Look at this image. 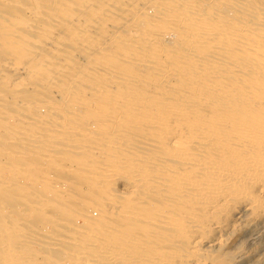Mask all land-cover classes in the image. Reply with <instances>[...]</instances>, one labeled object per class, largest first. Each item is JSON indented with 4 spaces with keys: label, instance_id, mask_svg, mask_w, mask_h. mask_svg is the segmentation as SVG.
Returning <instances> with one entry per match:
<instances>
[{
    "label": "bare ground",
    "instance_id": "obj_1",
    "mask_svg": "<svg viewBox=\"0 0 264 264\" xmlns=\"http://www.w3.org/2000/svg\"><path fill=\"white\" fill-rule=\"evenodd\" d=\"M86 1L83 3H88L89 0ZM102 1V4L98 0L96 3L93 1L94 4L91 2L84 4L87 9H90L88 11L92 18L104 10L103 6L109 5L110 0ZM77 2L82 3L81 0H77ZM114 2L120 4L119 9L133 18V21L134 18L137 19V26H134L132 30L134 33L139 32L136 43L141 45H138V48L136 45L133 46L137 48H132L135 50L134 52L127 48L119 47V50L117 49L122 57L129 58L130 64L136 65V70L130 75L121 73L122 77H120V72H117L120 76L113 73V77H117V79L113 78L114 80H111L110 76H108L109 78L104 77L107 78V83L103 86L100 84L103 89L101 94H97L98 98L94 97V101H89L88 98L87 101L84 98V90L81 91V86H78L82 82L77 79L75 81L80 68L75 71L73 69V73H67L66 76L63 74L66 69L63 66L67 64V59L63 63H56L55 58H63H59V56L53 58L51 54H44L43 52H47L48 48H43L42 52L35 48L34 53L37 55L38 52L39 54L41 52L43 57L41 56V59L37 61L29 59L34 62V64L31 63L33 65L29 69V75L35 77L38 82H43L44 88L57 91V93L59 89H66L68 83L63 82V85L57 82V78L61 75L67 77L66 80L71 81V84L78 82V84L73 83L72 85L75 87L73 89L79 90V93L77 92L79 95L72 99L70 96L75 93L74 91L69 96L75 101L67 111L70 115L65 112L69 115L67 119L72 118L70 116H77V118L69 120L70 122L61 121V115L57 113L62 111H56L54 114L56 107L47 105V111L42 113L41 103L44 100L41 99L42 102H40L38 99L40 97L37 96L36 99L39 102L33 103V100L29 99L32 105L30 106L28 103L30 112L24 119L12 114L6 115L7 119L6 117L0 118L1 139H20L17 143L19 142L21 146L19 147L15 143L17 148L15 147L14 151L12 147L15 145L11 140L9 141L13 143V146H10L12 149L0 145V159L6 154H21L19 148H22V152L25 150L23 147L27 146L29 150L32 147V150L38 148L44 162L47 160L52 162L51 158L58 156L56 152L53 153L57 155L51 154L52 149L57 145H61L60 148H57L61 154L67 150L65 149L67 147L69 150L77 148L80 150L78 153L83 157L85 154L89 160L82 161L83 158L75 157L78 160L75 162L85 163L84 165L90 164L87 168L82 166L84 170L79 172V176L84 177L88 168L90 171L100 174L101 178L94 176L92 178H98L97 181L93 180L92 182L94 185H99L97 191L94 189L96 191L95 199L111 195L119 181L128 185L133 194L142 189V193H138L139 197L134 201L131 200L133 206L137 204L141 206V209L139 208L135 212H132L131 206H122L116 202V205L113 206L114 210L107 216L103 215L105 216L103 218L98 214L94 215L95 217L87 214V217L94 221V226L88 234L89 241L97 240L99 235L97 231L102 222L105 226L106 241L101 242V245H92L93 247L91 246L89 250L86 249L92 257L90 259L97 261V264L101 261H104L105 264L120 261L125 264H206L207 259L202 254L203 248L214 246L219 242L221 230L235 217L241 207L246 206L254 212V215L264 217V3L254 13L248 5L234 0H161L158 5H160L161 11L159 12L162 16L149 18L144 10L145 5L154 4V0H114ZM79 3L76 4L79 8L78 12L84 6L83 3ZM124 5L126 7H123ZM83 11L85 12V9ZM57 14L61 15L56 11ZM80 14L73 15V18L80 19ZM103 17L97 16L101 20ZM108 17L110 18V16ZM130 17L127 18L128 21H125L129 22ZM78 21L82 22L83 20ZM125 21L119 26L117 25L116 31L123 27ZM18 22L16 21V23ZM126 25L128 26L127 23ZM129 27L131 26L129 25ZM91 28L94 29L93 25ZM169 28L175 32L176 39L173 41L175 45L159 44L158 38H161V41L163 37L165 39ZM80 31L74 35L75 38L81 37L83 31ZM4 37L7 40L3 45L12 51L15 49L13 52L15 55L26 53L30 47L23 40V35L15 37L4 35ZM47 37L48 33L42 32L40 40H43L41 42L46 41ZM0 38H2L1 35ZM101 42L103 43V41ZM101 42H96V47L102 45ZM123 45L131 47V45ZM30 51L28 50L29 54L33 53L32 50ZM26 54L28 55V53ZM209 56L213 61L211 63L204 61L207 63L205 66L202 61ZM29 60L27 58V62ZM92 75L93 80L95 77L96 80L98 79L93 72ZM92 75L90 76L92 77ZM2 78H0V82ZM89 83L91 84V82ZM4 84L5 89H1L4 92L7 90L13 92L16 87L9 83L4 82ZM166 86L169 87L165 89ZM87 88L89 89V87ZM2 95L0 94L1 100L5 99L3 98L5 95L3 97ZM8 101L13 102L11 99ZM4 102L7 104V101ZM50 109L54 110L52 115L61 120L54 119L55 117L53 118L50 114ZM0 112L2 116L1 109ZM10 119L19 120L21 123H15ZM7 120L15 125L8 126L7 124L11 122ZM91 124H95V130L90 129ZM74 135L75 137H73ZM80 137L85 140H80ZM20 141L22 145L24 144L23 147ZM3 142L6 143V140ZM131 144L133 147H130ZM142 144L143 146L148 144V147L151 148L148 149L150 152L147 151L149 153L146 152V155L138 154L139 157L135 154L137 151L139 152L138 149L147 147H142ZM130 148L132 149L129 150ZM146 149L144 150L146 151ZM140 152L142 151L140 150ZM125 162L129 164L125 165ZM95 163L100 164L97 166ZM135 163L143 165L133 173L131 165ZM148 164L153 165L152 169H148ZM59 166L64 168V164H59ZM157 170L161 175L155 179L152 173H156ZM58 172L60 174V171ZM74 173L72 174L77 175ZM61 174L65 176V173ZM63 176L54 179L57 180L56 183L53 182L56 184L54 187L58 188H54L56 192H51L52 194L49 193V195L40 191L36 194L37 191H34L29 197H26L29 201L31 199V203L29 208H25L31 212L34 211L35 214H38L39 219L41 217V220L44 219L42 221H46V225H40L42 226L38 227L40 231L34 233L37 237L25 232L21 226L18 227L15 217L13 218V215L8 211L10 202L8 201V203L7 200L12 202L14 199L16 202H21L26 194L25 191L21 190L20 194L9 195L5 192V185H11L13 182L11 180L4 182L0 178V264H22L31 261L33 255L40 254L38 251L39 254L37 252L34 254L35 246L40 247V252L46 255L47 252L55 249H50L52 245L61 247L67 242V239L75 240L77 235L83 236L82 226L69 227L68 222L71 223L73 219H70L71 221L68 219V222L66 218L64 220L65 215H68L66 217L69 218L70 215L73 217V215L82 213L70 212L69 204L74 199L76 201V197H70L71 199L66 197V200L60 203V200L65 199V190L62 188L65 179ZM51 181L53 179H50V174L46 173L44 179L39 180V184H43L44 188L53 189ZM31 182L37 183L38 181L31 179ZM158 184H162L161 191L163 192L161 195L159 194L160 196L151 198V193L156 190ZM26 198L24 196V199ZM97 206L99 207L98 203ZM21 208L24 211L25 208ZM172 231L180 232V243L171 240L169 233ZM80 241L78 239L75 243L67 242L76 249L72 253L69 252L68 256L67 252L65 253L63 259L66 260L68 257L66 263H86L88 254ZM66 246H63L64 250ZM44 254L43 256H45ZM40 256V262H47L45 261L47 260L46 256L42 258L44 260ZM62 257L63 255L57 258ZM52 261L55 262L56 259ZM52 261L48 260V262ZM57 262L60 263V260ZM59 263L55 262V264ZM89 264L93 263L89 262Z\"/></svg>",
    "mask_w": 264,
    "mask_h": 264
},
{
    "label": "rangeland",
    "instance_id": "obj_2",
    "mask_svg": "<svg viewBox=\"0 0 264 264\" xmlns=\"http://www.w3.org/2000/svg\"><path fill=\"white\" fill-rule=\"evenodd\" d=\"M78 1H80V0H78ZM81 1H82V3L84 1L87 2L86 0H84V1L81 0ZM93 1L95 3L97 2V0H89L88 3H90V2L93 3ZM98 1H99L100 4H102L101 2H103L102 0H98ZM104 1L107 2L108 0H104ZM160 1L161 0H154V4L148 3L147 5H145V9L144 10H145L146 15L149 18L161 17L162 16L161 12H159V11H161L160 5H158L160 3ZM234 1L243 2L244 4H246L249 7H251L252 8L251 9L252 12H254V13L261 7L262 3H264V0H234ZM106 2H105V5H106ZM78 3L79 2H77V0H0V35L2 36V38H0V70H2V71H0V78L1 77L4 78V80L2 78V80L0 82V91H1L0 94L1 95L2 94L5 95V96L2 95V97L4 96L3 98H5L3 100H1L2 98L0 96V100H1L0 101V109L3 111V114H2V116L0 115V118H5L6 117V119H7V116L9 114L10 115L12 114L14 116H18V117L20 116L21 119L22 118L24 119L25 116H27L29 114V112H30V106L32 105V102L30 100H33V103H36V102H39V101H37L38 99L40 100V102H42L41 99H43L44 101L41 103V105H42L41 106L42 107L41 108L42 109L41 110L42 113H44L43 111H45L47 109V105H53L54 107H56L55 108L56 110H55L54 114H56V111H62L66 115L65 116L62 112H61L62 114L60 112H58L57 113L58 115H61V116L63 115L64 116V117L60 116V118L62 119L61 120V119H59V117L56 118L55 115L53 116L52 115L53 114L52 111H54V110L50 109L51 110L50 114L53 116V118L55 117L54 119H56V120H58V119L61 120V121L67 120L68 122H70L69 120L77 118V116L76 117L75 116L74 117L70 116L72 118L67 119V117L70 115L67 111H69V109H70L69 107H71L73 105L74 101H75V100H72V99H75L74 97H78V95H79L78 94L79 90L76 89L77 90L76 91L75 89H73L74 86L72 85L73 83L78 84V82H73L71 84V81L66 80L67 77H64V75L67 76V73L68 74L73 73V69L75 71L76 69L80 68L79 75L77 74L78 76H76L75 81L77 79L80 82H82V84H79L78 86L82 87V85H83V88L80 87L81 91L83 89L84 92H85L84 93L85 95L83 94V92H81L85 96V97L84 96L83 97L86 98V100L88 98L89 101H94L93 98L95 97V99H97L98 97H96V95L97 94L98 95L101 94V92L103 90L102 86L107 83L106 80H107V78H109L108 76H110L111 80H114V79H117V77H113L114 76V75H112L113 73L117 74V72H120L119 73L120 75H121V73L130 75V73H133L136 70V67H135L136 65L130 64V62H128L129 58L122 57L119 54L120 51H118V50H119V47H120L122 49L123 48H127V49L131 50V52H134L135 50H133L132 48L137 49L139 47L138 45H141L140 43L139 44L136 43L137 42V40H136L137 39V34H139V32L134 33V30H132L134 26H137V23H136L137 19L134 18L135 20L133 21V18H131L130 16H128L127 13H124V12L121 11V9H119L120 6H121L120 4H117V3L115 4L114 0H110V2H108V4H109L108 6H103L102 7L104 10L100 11V13L102 12L103 14L99 13V15H97L98 17H103L104 16L102 18V20H101V18L100 19L97 18V16H94L93 17L94 20H93V18L90 15V12L88 11L90 9L89 8L87 9V7H85V5L88 4V3H83V5L84 4L85 5L82 8L85 9V12L84 11L82 12V10H84L82 8H81V11L78 12L77 9H79V8H77L78 5H76ZM123 7H126V6L124 5ZM55 10L57 11V13H60L61 15H58V14L56 15V11ZM78 13H81L79 16H80V19L83 20L82 22L78 21L80 19H74L73 18L74 17L73 15H77ZM66 14H67V16H66ZM46 15H48V16H46ZM108 16H110V18ZM61 17H62V19H61ZM129 17H130V20H129V22H127L128 21L127 18H129ZM91 18H92V20H91ZM99 20H101V21H99ZM125 20H127V21H125ZM16 21L17 22L20 21V22L16 23ZM124 21H125V24L123 25V27L118 28V30L116 31L117 25L119 26V24H122V22H124ZM133 22H135V24H133ZM126 23L128 24V26L126 25ZM92 25H93L94 29L91 28ZM129 25L132 28L129 27ZM78 27H79V29H78ZM68 28L70 29V31H69ZM126 28H127V30H126L127 32L125 31ZM170 28H169V30L167 32V34L170 35V36L168 37V35H167V37H165V39L169 38L170 40L169 39L165 40V39H163L164 38L163 37L162 41H161V38H158L157 41H158V43L160 42L159 44L163 43L166 46H168V45L169 46H174L175 45L173 41H175L176 35H175V32H172L173 30L170 29ZM76 29H78V30H76ZM89 29H91V30H89ZM80 30L83 31V33ZM10 31L13 32V33H11ZM44 31H46L48 33V37L45 38V39H47L46 41H42L41 42V40H43V39L40 40V37H41L42 32H44ZM79 31L82 34L81 37L75 38L74 35L76 33H79ZM94 31H96V32H94ZM70 33H72V34H70ZM131 33H132V36H131ZM133 34L134 35L136 34V35L134 36ZM4 35L5 36L9 35L10 37L23 35L24 36L23 40L28 44V46H30V47H28V50L29 51L32 50L33 53L29 54L31 51L28 52V50H27L26 53H28V55L26 53H23L22 55L21 54H19V55L16 54L15 55V53H13L15 51V49L12 51L10 48H6V46H4L5 43H6V40H7V38H5ZM108 35H110V36L108 37ZM81 38H82V40H81ZM16 40H18V39H16ZM33 40H34V42L36 41L37 44L34 43ZM38 40H40V41H38ZM134 40H136V41L133 42ZM101 41H103V43ZM38 42H40V43L38 44ZM96 42H101L102 43V45L99 46L100 48L96 47V44H95ZM116 42H117V44H116ZM164 42H166V43H164ZM29 44H31V45H29ZM123 44L131 45V47L130 46H124ZM135 45H136L137 48L133 47ZM30 48H32V49H30ZM35 48H36V50H38V51L40 50L41 52L44 51L43 48H46V49L48 48L47 52L46 51L43 52L44 54H46V55H47V53L49 55L51 54V57H53V58H55L57 56H59V58H61V57L63 58V59L55 58L54 61L56 60L55 61L56 63H63V61L65 59H67V64L63 66L64 68H66L65 72L63 73L64 75H61L59 78H57L58 80L60 79L59 81L57 80V82H59L61 84H63V82L68 83L67 87H65L66 89H64V90L59 89L58 93H57V91H54V90L52 91L51 89L44 88L45 86H44L43 82H40V81L38 82L35 79V77H33V76L31 77L29 75V69L34 64L33 61L34 60H36V61L40 60L41 56L43 57V55H41V52H40V54L38 52L37 55H36V53H34L35 51H33V50H35ZM37 48H39V49H37ZM50 52H52V53H50ZM33 54H35V55H33ZM52 54H54V55H52ZM117 54H118V56H117ZM38 56H40V57L38 58ZM34 57H35V59H34ZM108 57H109V59H108ZM209 57L208 58L207 57L204 58L202 62L204 63V61H205V62L209 63V61H210V63H211L213 61V59L211 60V57L210 58ZM27 58H28V60L29 59H33V61L29 60L30 62L29 61L27 62ZM152 60H154V59H152ZM31 63H33V64H31ZM109 63H111V64H109ZM189 63H191V62H189ZM207 63H204V65L206 66ZM108 65H109V67H108ZM68 67H71V68H68ZM112 67H113V69H112ZM127 68L129 69V71H128ZM87 70H88V72H87ZM92 72L95 74L94 76L98 77V79H97L98 81L96 80V77H95L96 81L93 80L94 77L92 75ZM7 73H10V74H7ZM6 74L8 75V78L6 77ZM89 74L92 75V77ZM119 74H117V75H119ZM2 75H4V76H2ZM9 75L10 76L12 75V76L10 77ZM104 77H107V78H104ZM120 77H122V75ZM33 78H34V80H33ZM99 78H100V81H99ZM6 79H7V81H6ZM32 81H34V82H32ZM66 81H68V82H66ZM4 82L5 83H9V85L10 84L11 85H15L16 86L15 87L16 91H15V89H14L15 92L14 91L10 92L7 89L6 90L8 92L6 90H5L6 92H4V90H1V89H5V87H6ZM89 82H91V84ZM160 82H161V80H160ZM3 84H4V86H3ZM6 85H8V84H6ZM69 85H71V86L69 87ZM96 85H98V86H96ZM159 85H161V83ZM31 86H33V88H30ZM87 87H89V89ZM100 87H101V89H100ZM167 87H169V86H166L165 89H167ZM72 89H73V91H72ZM98 89H100V90H98ZM86 90H87V93H88L87 95H86ZM74 91H75V93H74ZM147 91H148V89L146 90V92ZM37 92H38V94H37ZM72 93H74V94L71 95ZM37 96L40 97V98H38ZM69 96L72 99L69 98ZM41 97H43V98H41ZM36 98H38V99H36ZM90 98H91V100H90ZM7 99L8 100L11 99L13 102H11V101L9 102ZM62 100H63V102H61ZM4 101H7V104ZM56 102H59L60 104L59 103L56 104ZM10 103H11V105H10ZM12 103H14V104H12ZM16 103H18V104L16 105ZM28 103H30V106H29ZM43 104L46 105V106H44ZM5 105H7V106H5ZM24 105H26V106H24ZM2 106H4V107H2ZM62 106H64V107H62ZM66 107H68V108H66ZM3 108H5V109H3ZM22 108H24V109H22ZM62 108H63V110H62ZM4 110H6L7 112L4 111ZM9 111H11V112H9ZM65 112L67 114H69V115H67ZM4 113H6V114H4ZM0 114H1V112H0ZM10 120H7V121H10ZM11 121H13L15 123L19 122V120H16V121L15 120H11ZM13 122L8 123L7 125L8 126H14L15 124ZM19 123H21V122H19ZM11 124H13V125H11ZM68 124H71V123H68ZM0 127H1V125H0ZM90 127H91L90 129H92V130L94 129L95 130L96 126H95V124H91ZM0 132H1V128H0ZM73 137H75V135ZM1 138L2 137L0 135V140L2 142H3V140H6V143L3 142V144H1L2 142L0 141V145H4V146H6L8 148L10 146L12 147L13 143H14V145H15V143H16V145L17 144L19 145V142L17 143V141L20 140V139H18V140L17 139H15V140L14 139H8L7 140V139H1ZM79 139L83 140L84 138L80 137ZM9 140H11L13 143L10 142ZM20 144L22 145L21 141H20ZM133 144H131L130 147L131 146L133 147ZM16 145L12 147V148H14L13 149L14 151L16 150V148L18 146V145L17 146ZM23 145H22V147H23ZM144 146H147V147H144ZM144 146L142 144V147H144V149L147 148L146 151L144 149H142V148H139L138 150H139V152H140V150L142 152L144 151L143 153H145V154H143L142 152L139 153L137 150H136L137 153H135V154H137V155L140 154V156H141V155H146L147 153H149L150 150H148V149L151 148V147H148L149 146L148 144L144 145ZM19 147H21V146L19 145ZM60 147H61V145H57L55 147L56 149L55 148L52 149V152H51V154H55V155H57L56 153H58V156H57L58 158L57 157H54V158L52 157L51 158V160L53 159L54 161L57 162L56 164L53 163L54 162L53 160H52V162H50V160H47V162H44L43 161V157L41 156V153H39L41 151H39L38 148H36V147H35L36 150H32L33 147L30 148V150H29V149H27V146H26V147H23V149H25V150H23L22 152H21L22 148H19L21 154H15L14 155V153H13V155L6 154V156L3 155L4 157L1 156L2 158L6 159V160H3L2 158L0 159V162H1L0 163V165H1V167H0V170H1L0 178L4 182H6L8 180H11L13 182L11 185H8V184L5 185L4 184L6 193H9V195L10 194L15 195V194H18V193L20 194V192L22 190V192L25 191L26 194L24 196L26 198V197H29L32 194V192H34V191L35 192L37 191L36 194H38L40 192L44 193V194H46V193L52 194V193L56 192L54 188H57V187H54L56 184H53V182L56 183L57 180H54V179L55 178L58 179L59 176H63L61 173H65V176H63V178L65 177L66 180L64 179V182L62 184V188L65 190V199L60 200V203L62 201H64V200H66V197H67V199L68 198L71 199L70 197H74V198L76 197V201L73 198L74 199L73 202H70V204H69V208L71 210L70 212L74 213V211L75 212L78 211V212L82 213L83 215H85L84 217H82L83 216L82 214L73 215V217L70 215L71 217L69 216V218L66 217L68 215L64 216V220L66 218L67 222L70 219L71 220L73 219L72 221L70 220L71 223L68 222L69 227H71V226L72 227H74V226H82L83 231H84L83 236L77 235V237L74 238L75 240H73V238H69L70 236L72 237V235H70L68 237L69 239H67V242L71 241V243H73V242L75 243L76 240L78 241V239H79V240H81L80 242L83 243L84 250H86L87 248L89 250V248L92 245L93 246L97 245V244L101 245L103 242H105L106 241V235H105L106 233L104 231V229H105V226L103 225L104 223L102 222V225H99L100 229L97 231L98 234H99L98 237H97V240L94 239V240H92L93 242L89 241L90 238H88V234L90 233V230L94 226V221L91 218H88L87 214L89 213V214H91V216H94V215L98 214V216L100 215L103 218V217L107 216L108 214H110L114 210L113 206L116 205V204H121L122 206H131L132 207V212H135V211L139 210V208L141 209V206L138 205V204L133 206L131 204V202H132L131 200L134 201L135 199H137L139 197V195L142 193V189H141L140 192H138L140 194H138V193L133 194V193H131L132 192L131 188L128 185H126L123 181H119L118 184L115 185V191L112 192L111 195L110 194L106 195L105 196L106 198L102 197L101 199H99V198L95 199V195L94 194L96 193L97 189L99 188V185L98 184L94 185V183H92L93 180L97 181L98 178L97 179H92V178H94V177L101 178L100 174L98 172L90 171L89 168H88L89 172L87 171V173H84V177L83 176L82 177L79 176L80 173L82 172L81 170H84V168L82 166H84V167L86 166V168H87L88 165H90V164L84 165L85 163L84 164L76 163L75 161H78L77 160L78 157L79 158H83L82 161L84 159L86 161V160H89L88 157H86L85 154H84L85 158L83 157V155L81 156V154L78 153L80 151L79 149L75 148L77 150L76 151L75 149L70 148L71 150H69V147L65 148L67 150L63 151L62 154H61V152H59L60 150H57V148H60ZM131 149L132 148H130L129 150H131ZM152 149H154V148L152 147ZM53 150H55V151H53ZM67 151H70V152L72 151L75 155L72 152L70 153V152H67ZM147 151H149V152H147ZM53 152H56V153H53ZM128 152L130 154V151H128ZM59 153H60V155H59ZM63 153H65V154H63ZM64 155H66V156H64ZM59 157H60V159H59ZM75 157H77V159ZM73 158H75V159H73ZM61 159H63V160H61ZM37 160H39V161H37ZM58 160L59 161L61 160L60 161L61 163ZM2 162H3V164H2ZM126 162L124 164L128 165L129 163H126ZM59 164H64V168L60 167ZM79 164L80 165L82 164V165L80 166ZM95 164L97 166H99L100 163H95ZM135 164L131 165L132 169H133V173H134V171L135 172L138 171L139 168L141 167V165H143L142 163H139V164L135 163ZM65 165H66V167H65ZM67 165H68V167H67ZM120 165H121V163H120ZM73 166L76 167V168L74 169ZM151 166H153V165L150 164L148 169H152ZM43 168H45V169H43ZM67 168H68V171H67ZM58 169H60V170H58ZM62 169H65V170H62ZM61 170H62V172H61ZM69 170H72V171H69ZM58 171H60V174H58L59 173ZM73 171L74 172L76 171V172L74 173ZM70 172H72L74 174H77V175H73ZM46 173H49L50 174V179L51 178L53 179V181H51V183L53 184L51 188H53V189L44 188L43 184H41V183L39 184V180L44 179V176H45ZM88 173H90V174H88ZM94 173H97V174H94ZM56 174H58L57 177H56ZM98 174H99V176H98ZM152 174L155 176V179L158 178L159 175H161L160 172L158 173V170H157L156 173H152ZM88 176L91 177V178H89ZM31 179H33V180L35 179L38 182L37 183H32ZM79 181H81L82 183L79 182ZM28 182H29V184H28ZM95 183H97V182H95ZM92 186H94V187H92ZM162 187H163L162 184H158L156 190H154L151 193V198H155L157 196H160L161 193L163 192V191H161ZM44 189H46V190H44ZM48 190H50V191H48ZM38 191H40V192H38ZM24 196H23L24 204H23V201H21V202L17 201L16 202L14 199L13 200L11 199L12 200V202H11L10 200H7V202L8 201L10 202V206H9L10 209H8V208L7 209L10 212V214L13 215L12 217L13 218L15 217L14 219H16V224L18 223V225H19L18 227L21 226L25 232H27L30 235L35 236L34 233L36 234L37 232H39L40 231L39 228L42 227L40 225H46L45 224L46 221H42L44 219L42 218V220H41V217L39 219L38 214L37 213L35 214L34 211L31 212L30 210L26 209V208H29L30 203H31V199H30V201L27 200V198L24 199ZM127 196H130V197L128 198ZM32 200H34V199H32ZM91 200H92V202H91ZM97 203H98L100 208L97 206ZM19 204H21L20 207H19ZM14 205H15V207H14ZM7 207H8V205H7ZM21 207H24V208L26 207L25 209L28 210V211H26L25 209L23 211ZM103 215H105V216H103ZM73 221L75 222V225H74ZM230 221L227 223L228 225L226 224L224 226L225 228H223L221 230V232L219 234L220 235L219 242L217 244H215L214 246H211V247L210 246H208V247L205 246L203 248L202 254L207 259L206 260V264H264V217L256 216V214L254 215V212L251 209H249L246 206H243V207H241L238 210V213ZM27 222H29V223H27ZM26 227H27V229H26ZM50 227H52V226H50ZM68 231L70 233V230H68ZM169 234H170V238H171V240L173 242L180 243V241H181L180 232L172 231ZM35 237H37V236H35ZM67 242L64 244L65 246L68 245V246L65 247V250L63 248L64 245L61 246V247H58L57 245H54V246L52 245L53 248L50 246L51 247L50 249L51 250L54 249V248L55 249L53 251H49L50 250L49 249L48 250L49 252H47V250H46V252H47L46 255L44 253L40 252V250H41L40 247L38 248V246H35L34 254H37L39 252L40 254L38 253L39 254V255H37L38 257L36 255H33L32 256V260H34V261H32L30 259L31 261H27V262H24L22 264H28V263L29 264H34V262H35V264H41V263L42 264H51V263L53 264L54 261H52V260H55V259H56V261H55L56 263H59L57 261L60 260L61 264H68V263H66V262H68V257H67L68 253L69 252L72 253L73 251H75L76 248L74 249V247H72L69 244H67ZM56 248H57V250H56ZM58 248H61V250H58ZM67 248H68V250H66ZM70 248L72 249V251H71ZM88 250H86V252H87L86 254L89 253ZM35 252H37V253H35ZM51 252H53V253H51ZM65 253L67 254L66 260L63 259L64 256H65ZM43 254L46 257L43 256ZM40 255H42L43 257L47 258V260H45L47 262H44V261L40 262V258H39ZM51 255H53L52 256L53 258L51 257ZM58 255H60V256L63 255V257L62 258H57V257H60ZM86 256H87V259H86V263H84V264H87V263L89 264V262H92L93 264H97L98 263L97 261L91 260L90 258H92V257L89 254L86 255ZM43 257H41V259ZM48 257H50V258H48ZM37 259H39V260H37ZM49 259L52 262H48ZM42 260H44V259H42ZM55 262H54V264H55ZM101 262L99 264H105V263H103L104 261H101ZM120 262H113V264H125V262H123V261H120Z\"/></svg>",
    "mask_w": 264,
    "mask_h": 264
}]
</instances>
